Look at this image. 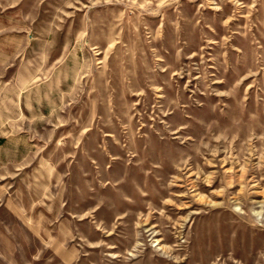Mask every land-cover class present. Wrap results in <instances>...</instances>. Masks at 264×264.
<instances>
[{
    "label": "rangeland",
    "instance_id": "374dc122",
    "mask_svg": "<svg viewBox=\"0 0 264 264\" xmlns=\"http://www.w3.org/2000/svg\"><path fill=\"white\" fill-rule=\"evenodd\" d=\"M0 264H264V0H0Z\"/></svg>",
    "mask_w": 264,
    "mask_h": 264
}]
</instances>
